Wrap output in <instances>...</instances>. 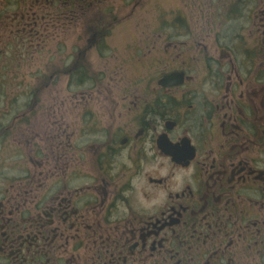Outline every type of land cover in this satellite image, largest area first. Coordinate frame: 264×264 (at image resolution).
Segmentation results:
<instances>
[{
  "label": "flooded vegetation",
  "instance_id": "1",
  "mask_svg": "<svg viewBox=\"0 0 264 264\" xmlns=\"http://www.w3.org/2000/svg\"><path fill=\"white\" fill-rule=\"evenodd\" d=\"M116 2L141 0H0V145L34 139L0 172V264H264V0L124 35L144 76L95 77Z\"/></svg>",
  "mask_w": 264,
  "mask_h": 264
},
{
  "label": "rangeland",
  "instance_id": "2",
  "mask_svg": "<svg viewBox=\"0 0 264 264\" xmlns=\"http://www.w3.org/2000/svg\"><path fill=\"white\" fill-rule=\"evenodd\" d=\"M206 1L208 0H141L140 4L134 5L133 2L130 3H123L118 4L115 3L116 9L119 10L120 8H124L122 12L119 13V20L116 21L115 26L113 27V37L110 39V47L112 51H110L107 54L100 55L98 53H93L90 55L89 61L94 65L93 68H90L87 65V71L91 72L92 76L99 77V78H106V77H112V74L114 73V76L117 78H123L126 76V73L129 74L130 78H142L144 76V69L143 64L140 63L138 60L133 59L130 61L131 65L133 67L131 68L130 64H127V52L129 50L127 47L134 46V43H137V47L142 45L145 38L142 36L139 38L136 35L141 34L140 30H149L153 31L155 29V24L157 21L162 19L164 21V24L169 25V16L171 14H181V16L184 18L186 22L189 21V18L195 17L197 15H203L207 18H212L216 12L217 6H213L210 8H206ZM128 4V5H127ZM127 5V6H126ZM130 5V6H129ZM205 5V6H204ZM113 6V5H112ZM114 7V6H113ZM215 10V11H214ZM130 13V16H127V14ZM46 25L50 24L56 25V29H54V32H59L61 26H59V23L53 20H50L49 18H46ZM101 20L100 15H95L90 20H85L81 22L82 25H87L91 22H100L104 23ZM94 28V27H88ZM67 34L65 35L63 32L61 35L65 36L66 42L78 44L79 46L83 47L82 49H86V43L84 38L77 37V31L70 29V26L64 29ZM50 36L46 35H40L41 37L46 38V45H57L59 42V36H53L54 33H49ZM124 35H133L132 38L134 40V43L129 42L127 43L128 38L123 37ZM86 50H85V57H86ZM86 64H87V59ZM39 67V64L36 65ZM42 66V65H41ZM89 69V70H88ZM129 69V70H128ZM47 71V66H46ZM64 72V69L58 70ZM109 73V75H107ZM65 79V77H62ZM41 83V82H39ZM34 92L39 93L41 95H44V99H46V105L41 108L40 113H44L47 115L49 114L47 108L51 104L49 102L50 94H51V88H47L46 90L42 89V86L38 84L37 80H35V86H34ZM38 91V92H37ZM46 109V112L43 110ZM44 128V129H43ZM41 129V136H39V127L35 126L36 132L34 133L35 136L39 137L42 140L46 141V125L43 126ZM26 130V128H25ZM27 131V130H26ZM45 131V132H44ZM31 133L30 131H27ZM33 134V133H32ZM34 139L30 137V135L25 134L23 131L19 132V143H16L15 140L11 137V133L5 132L4 130V138L3 143L0 145V172L5 175L7 172H11L12 168V158L14 155V151L16 146H19L20 149L25 152V154L31 155L33 153V143ZM46 148V144L44 145ZM42 148V147H41ZM43 151V148H42ZM30 156V157H31ZM37 156V155H36ZM29 157V158H30ZM30 162V160H29ZM31 165L27 166H18V174H24L29 173L32 170L37 171V174L39 172L38 167V161H35L33 163L30 162ZM14 166V163H13ZM25 176L21 177L24 178ZM7 180L5 178L1 181L0 180V188L4 187V184Z\"/></svg>",
  "mask_w": 264,
  "mask_h": 264
}]
</instances>
